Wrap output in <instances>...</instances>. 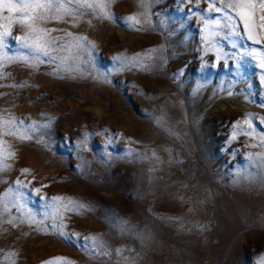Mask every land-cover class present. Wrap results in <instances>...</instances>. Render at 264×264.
<instances>
[{"label":"rangeland","instance_id":"rangeland-1","mask_svg":"<svg viewBox=\"0 0 264 264\" xmlns=\"http://www.w3.org/2000/svg\"><path fill=\"white\" fill-rule=\"evenodd\" d=\"M141 2L41 24L61 30L52 48L87 38L63 65L35 60L14 25L0 52V264H261L264 69L245 53L264 44L212 26L225 21L208 0Z\"/></svg>","mask_w":264,"mask_h":264},{"label":"snow or ice","instance_id":"snow-or-ice-1","mask_svg":"<svg viewBox=\"0 0 264 264\" xmlns=\"http://www.w3.org/2000/svg\"><path fill=\"white\" fill-rule=\"evenodd\" d=\"M193 3L196 0H192ZM113 0H0V52L7 47V40L12 38V30L14 25H19L24 29V34L14 37V39L20 42V46L32 52L34 59L40 63L45 61L42 57H49L48 62H55L60 60V64L63 65L66 61L76 57L80 51L84 49L83 41L86 37L76 36L73 37L72 33H66L67 36L72 37L75 43H66L60 45L59 48H52L51 45L58 41L59 37L47 39L50 33L55 31H61L60 29L44 28L41 24H47L52 21H64L65 16H71L73 20L78 21L80 16L87 14L82 11L83 9L91 10V14L97 18H113L109 8ZM209 10L221 13L224 18V23L220 19H216L212 22V26L217 28L230 29L229 35L239 36L240 26H243V31L247 34V38L254 44H264V0H208ZM141 7H146V4L141 2ZM7 12V15H5ZM234 13V15H232ZM125 24L131 28L133 24L141 23L137 15H131L122 18ZM131 22V23H129ZM91 23V21H89ZM209 25L206 23L205 30L207 31ZM218 34V33H213ZM207 40L208 37H205ZM233 47H236V43L233 42ZM93 47H95L93 45ZM63 51L66 55L57 57L50 55L51 52ZM6 55V54H5ZM245 55L252 56L254 59L258 56V66L264 69V48L256 49L252 48L248 50ZM8 60H12L13 57H6ZM20 59L27 62L28 57H20ZM120 59V57H116ZM217 59H220L219 54ZM34 66V65H30ZM261 83L264 84V75H261ZM22 123V122H21ZM249 128L252 124L249 121H245ZM42 127H47L43 125ZM7 135L15 136V132L5 131ZM31 137L25 134L19 136V139H30ZM262 143H264V136L261 137ZM8 155H13L8 153ZM27 171V169H25ZM39 191V189H37ZM54 200L60 201L67 199L68 203L64 205L66 211H73L75 208L69 207L75 202L71 198L54 197ZM76 207H84L83 204H76ZM62 220L63 217L60 216ZM63 235V232L60 233ZM95 239V238H92ZM56 260H63L64 258H55ZM46 264H54L53 261H48ZM71 264V262H68ZM261 264H264V257L261 258Z\"/></svg>","mask_w":264,"mask_h":264}]
</instances>
